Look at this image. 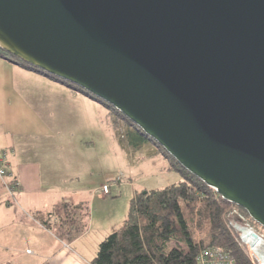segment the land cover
I'll use <instances>...</instances> for the list:
<instances>
[{"label":"water","instance_id":"water-1","mask_svg":"<svg viewBox=\"0 0 264 264\" xmlns=\"http://www.w3.org/2000/svg\"><path fill=\"white\" fill-rule=\"evenodd\" d=\"M0 47L112 104L264 226V0H0Z\"/></svg>","mask_w":264,"mask_h":264},{"label":"crops","instance_id":"crops-1","mask_svg":"<svg viewBox=\"0 0 264 264\" xmlns=\"http://www.w3.org/2000/svg\"><path fill=\"white\" fill-rule=\"evenodd\" d=\"M33 82L64 92L70 96L66 97L69 103L80 102L88 110L98 101L0 56V152L9 149L8 168L12 173L9 177L0 176V264H92L97 250L85 245L86 232L72 240L63 239L36 215L51 211L62 201H83L82 187L70 186L68 181L69 172L76 175L78 168L74 161L76 165L70 169L68 129L74 139V152L77 145H88L92 137L76 142L75 128L64 127L73 116H65L64 108L59 111L53 97L36 94ZM22 116L32 120L22 121ZM103 121L110 127L107 116ZM12 177L18 182L14 192L8 186Z\"/></svg>","mask_w":264,"mask_h":264},{"label":"trees","instance_id":"trees-1","mask_svg":"<svg viewBox=\"0 0 264 264\" xmlns=\"http://www.w3.org/2000/svg\"><path fill=\"white\" fill-rule=\"evenodd\" d=\"M0 56L83 92L109 108L112 107L115 113L132 123L131 119L112 104L91 95L80 86L48 74L1 47ZM111 121L116 126V120ZM130 123L127 124L129 127L126 129V139L132 145L137 147L151 140L141 128ZM162 148L172 165L182 172L183 179L162 188L137 193L131 200L124 223L100 241L92 264H196L198 253L209 246H218L229 252L236 264H253L247 246L232 224V220L238 219L239 215H234L230 208L237 207L250 222L257 225L259 223L244 208L225 199L215 188L184 167L163 146ZM9 173L3 177L11 176L10 170ZM9 183H15V189L18 186L13 177ZM89 209L85 201H62L51 211L37 212L36 215L58 236L72 240L86 230Z\"/></svg>","mask_w":264,"mask_h":264},{"label":"rangeland","instance_id":"rangeland-1","mask_svg":"<svg viewBox=\"0 0 264 264\" xmlns=\"http://www.w3.org/2000/svg\"><path fill=\"white\" fill-rule=\"evenodd\" d=\"M31 86L36 94L53 97L58 103L57 109L61 111L64 108L65 116L70 114L73 116L69 121L68 118L63 120L67 121L64 124L65 128H75L76 142L80 138L92 137L88 145L87 143L84 147L77 145L74 152L72 144L74 139L71 129H68L70 146L67 151L70 152V169L72 170L74 161L78 166L76 175H72L74 171L69 172L71 177L68 181L70 186L82 187L83 201L90 208L88 225L84 231L86 232L84 242L90 250H97L100 241L124 223L131 200L137 193L142 190L162 188L183 179L182 172L172 165L162 146L156 141L151 139L136 147L126 139V129L129 127L127 124L130 122L115 113L112 107L109 108L104 103L96 101L93 102L95 106L88 110L87 105H81L80 102L69 103L66 97L70 96L50 85L33 82ZM106 116L111 129L103 121ZM21 118L22 121L32 120L30 116ZM112 119L116 120V126L111 123ZM26 121L24 123H27ZM9 154V149L0 152V156L8 157ZM104 184L109 186V193L103 192ZM10 185L8 183L9 187ZM15 190L17 191V188ZM230 209L234 215L237 213L239 217L242 216L246 222L264 234V226L250 222L237 207L232 206ZM69 225L71 226V222ZM24 253H28L27 249Z\"/></svg>","mask_w":264,"mask_h":264},{"label":"built area","instance_id":"built-area-1","mask_svg":"<svg viewBox=\"0 0 264 264\" xmlns=\"http://www.w3.org/2000/svg\"><path fill=\"white\" fill-rule=\"evenodd\" d=\"M8 157L0 156V176L9 175L7 166ZM14 185H10V191L15 190ZM103 192L109 193L110 188L107 184L103 185ZM233 226L240 234L242 242L247 246L253 264H264V234L260 233L249 222H246L243 217L232 220ZM196 264H236L234 257L227 251L218 246H209L202 249L197 257Z\"/></svg>","mask_w":264,"mask_h":264}]
</instances>
